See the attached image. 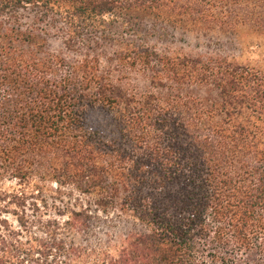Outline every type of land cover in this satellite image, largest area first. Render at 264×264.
<instances>
[{"label": "trees", "instance_id": "trees-1", "mask_svg": "<svg viewBox=\"0 0 264 264\" xmlns=\"http://www.w3.org/2000/svg\"><path fill=\"white\" fill-rule=\"evenodd\" d=\"M160 26L264 34V0H0V264H264V67Z\"/></svg>", "mask_w": 264, "mask_h": 264}, {"label": "rangeland", "instance_id": "rangeland-1", "mask_svg": "<svg viewBox=\"0 0 264 264\" xmlns=\"http://www.w3.org/2000/svg\"><path fill=\"white\" fill-rule=\"evenodd\" d=\"M151 39L153 44L160 47H170L172 49L193 53L202 52L206 49L216 50L224 55L235 58L239 62L264 67V34L247 27L233 31L215 30L204 34H198L182 30L174 31L160 26L156 31V36ZM52 48L58 50L59 46L55 44L52 45ZM15 185L14 183H7V186L11 188ZM36 213L35 216L37 214L41 215L40 212ZM50 215L42 217L41 220H48L53 217V214ZM11 221L16 230L20 229L18 228L17 221L12 216ZM39 221L40 220L37 218L35 226L23 229L24 235L43 236V233L38 230L40 229ZM102 228V232L107 231L113 239H118V237L124 235L131 229L130 226L122 220L108 221L106 224L102 225ZM102 237L103 235L101 234V238Z\"/></svg>", "mask_w": 264, "mask_h": 264}]
</instances>
